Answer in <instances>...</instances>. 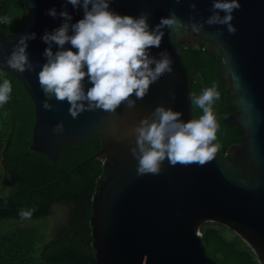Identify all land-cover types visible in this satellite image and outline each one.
Returning a JSON list of instances; mask_svg holds the SVG:
<instances>
[{
  "label": "water",
  "instance_id": "obj_1",
  "mask_svg": "<svg viewBox=\"0 0 264 264\" xmlns=\"http://www.w3.org/2000/svg\"><path fill=\"white\" fill-rule=\"evenodd\" d=\"M25 2L23 27L0 38V68L15 73L34 101L33 150L57 160L62 150L82 145L93 135L103 142L91 157L103 158L106 170L92 199L90 223L96 263L216 264L206 254L200 232L203 223L214 221L239 235L259 264H264V0H239L240 8L233 12L231 21L234 34L224 25L205 24L198 34L165 28L159 48L150 49V55L159 58L158 53L166 50L173 72L152 84L132 109L122 104L115 113L98 109L85 111L76 119L68 112L69 104L54 97L49 99L53 108L43 109L42 101L48 97L39 86L37 73L46 62L43 51L48 46L41 36L63 23L59 16L62 9L71 14L70 23L81 19L83 10L74 9L66 0ZM194 2L195 12L189 0H111L109 7L117 14L133 17L150 13L151 28L171 10L185 23L190 16L203 22L211 15L212 0ZM51 8L56 9V18L47 15ZM33 32L36 37L27 42L26 52L34 71L17 72L6 59L18 38ZM197 40L219 58L226 97L235 108L226 121L242 129L244 142L231 145L226 156L217 151L215 158L202 166H171L165 159L159 175H137L138 161L130 149L135 146L132 129L141 118L163 105L179 111L183 121L194 119L190 97L195 78L181 54L184 47H197ZM52 50L57 51L55 44ZM88 87L91 84L86 80L85 91ZM59 122H63L64 130L55 133L53 128Z\"/></svg>",
  "mask_w": 264,
  "mask_h": 264
},
{
  "label": "clouds",
  "instance_id": "obj_2",
  "mask_svg": "<svg viewBox=\"0 0 264 264\" xmlns=\"http://www.w3.org/2000/svg\"><path fill=\"white\" fill-rule=\"evenodd\" d=\"M66 3L74 9L82 8L83 16L70 23L72 16L66 8L59 12L63 23L41 36L48 46L43 51L46 62L37 76L41 90L48 97L42 101L43 109L53 108L49 99L54 97L69 104L68 112L73 119L85 111L98 109L115 113L122 104L132 109L136 100L148 94L152 84L166 73H172V59L166 50L158 53L159 58L150 55V49L159 48L165 28L170 32L190 30L198 34L205 24L224 25L234 34L233 12L240 8L239 0H212L211 15L203 22L190 16L185 23L171 10L168 17H162L150 28V13L142 12L138 17L120 15L110 10L111 0H66ZM189 7L197 11L194 0H189ZM47 15L56 18V9H49ZM11 22L8 16L0 17V23ZM35 37L33 32L18 38L6 59L10 68L20 73L34 71L26 49L27 42ZM53 44L57 46L55 52ZM66 44L71 48H65ZM86 80L91 87L85 91ZM11 92V82L5 79L0 84V105L7 103ZM219 99L220 93L213 83L199 96L190 97L191 104L203 112L198 119L183 121L179 111L163 105H157L150 116L141 118L132 129L135 146L130 149L138 161L137 175H159L165 159L171 166H202L213 160L220 146L213 143L219 124L212 106ZM63 130V122L53 128L55 133ZM20 215L28 219L32 212L21 211Z\"/></svg>",
  "mask_w": 264,
  "mask_h": 264
},
{
  "label": "trees",
  "instance_id": "obj_3",
  "mask_svg": "<svg viewBox=\"0 0 264 264\" xmlns=\"http://www.w3.org/2000/svg\"><path fill=\"white\" fill-rule=\"evenodd\" d=\"M26 13L25 0H0V17L12 21L0 23V38L22 28ZM196 43L197 47H184L181 54L195 78L191 96H199L215 83L220 99L212 106L219 124L213 143L220 146L218 154L226 156L231 145L243 144V131L226 121L235 108L226 97L219 58L201 40ZM5 79L11 82L12 92L0 105V264H97L90 223L92 199L106 170L103 158L91 157L103 142L93 135L82 145L62 150L57 160L33 150L34 101L15 73L0 68V84ZM191 110L194 119L203 115L192 104ZM56 205L68 211L52 231L42 218ZM21 211L32 215L22 219ZM200 232L205 252L216 264H259L247 243L227 226L207 221Z\"/></svg>",
  "mask_w": 264,
  "mask_h": 264
},
{
  "label": "rangeland",
  "instance_id": "obj_4",
  "mask_svg": "<svg viewBox=\"0 0 264 264\" xmlns=\"http://www.w3.org/2000/svg\"><path fill=\"white\" fill-rule=\"evenodd\" d=\"M68 208L64 205H56L51 213L42 218V223H48L53 231L57 224L63 221L67 215Z\"/></svg>",
  "mask_w": 264,
  "mask_h": 264
}]
</instances>
